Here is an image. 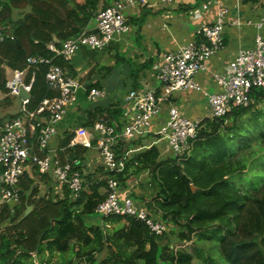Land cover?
Masks as SVG:
<instances>
[{"label":"trees","instance_id":"16d2710c","mask_svg":"<svg viewBox=\"0 0 264 264\" xmlns=\"http://www.w3.org/2000/svg\"><path fill=\"white\" fill-rule=\"evenodd\" d=\"M101 1L105 2L104 8L113 2L0 0V29L14 37L0 44V100L10 102L6 85L17 70L23 72L26 83L35 74L32 100L26 105L29 113L45 98L59 97L60 92L52 90L46 80L49 66H30L27 60L32 56H54L48 45L59 47L89 28ZM55 63L71 78L77 77L72 60L56 58ZM97 73L92 68L87 76ZM95 87L101 89L96 83L88 90ZM252 100L248 108L237 109L224 119L205 120L190 152L183 157L162 158L159 147L145 149V138L117 145L116 156L124 161L125 170L114 173L103 169L104 175L128 188L132 178L147 173V186L141 187L152 198L148 207L173 223L171 231L155 236L142 222L112 216L104 220L120 227L108 236L94 221L97 205L106 197V192H101L107 188L105 179L97 181L90 176L87 183L84 176L86 183L77 201L72 200L68 188L61 198L37 199L38 188L27 173L21 180V204L15 207V213L10 205L3 208L0 264H36L34 255L39 264H193L196 257L206 264H264V112L255 110L258 104H264V89H254ZM122 117L120 107L97 106L90 110L85 126L93 129L99 120L121 124ZM73 137L70 133L65 138L66 152L60 154L63 163L83 161L87 152L79 146L76 148L83 151L70 155L76 151L69 147ZM31 144L37 147L36 138ZM38 175L41 180L48 179ZM133 197L143 201L147 198L144 194ZM30 206L32 212L23 218ZM177 242L204 245L198 246L193 255L175 250ZM56 254H69L70 258L53 263Z\"/></svg>","mask_w":264,"mask_h":264},{"label":"built area","instance_id":"2783aa9c","mask_svg":"<svg viewBox=\"0 0 264 264\" xmlns=\"http://www.w3.org/2000/svg\"><path fill=\"white\" fill-rule=\"evenodd\" d=\"M229 1L218 0L217 3L226 4ZM159 2L168 4L172 0ZM212 4V1L209 2L204 9L212 7ZM221 6L216 21L201 26L204 41L189 42L177 51L162 56L155 73V79L162 88L160 92H133L126 98L123 105L125 123L122 128L102 120L97 121L92 130L79 127L69 147L97 148L105 171L114 173H122L125 170L124 161L116 156L117 145L121 141H136L145 134L153 135V140L145 149L157 146L163 157L166 153L176 157L188 154L206 119L192 120L185 117L173 104L172 95L178 91L201 90L195 81L196 75L206 71L209 60L224 48L228 9L224 5ZM144 7L153 5L150 0H113L109 6L97 13L96 27L93 30L87 28L80 35L62 42L59 47L51 43L48 49L54 56L50 58L32 56L27 60L30 66H49L46 80L52 90L60 92V96L45 98L32 113L23 108L17 117L0 124V231L4 228L3 208L6 205L21 204L20 184L25 174L31 173L29 167H36L40 174L50 176L52 184H55L59 192L62 193L68 188L73 201L81 198L86 181L82 170L77 169L81 166L80 160L63 163L59 149L50 146L58 134L59 124L76 104L75 90L79 87V83L68 75L67 70L55 63V59L62 58L69 62L84 47L94 51L106 50L118 35L130 32L127 10ZM263 25L260 23L257 27L261 28ZM8 37L14 39L12 35L5 34L0 29V44ZM214 79L222 91L207 95L209 120L224 119L237 109L248 108L253 101V90L264 89V38L257 35L255 47L240 51L225 72L214 74ZM34 82L35 74L30 83H26L23 72L17 70L6 87L11 96H18L21 88L31 94ZM105 96L103 90L93 89L89 92L88 99L96 101ZM29 102L24 100L23 105L26 106ZM165 106L168 119L158 131L153 132L154 119L161 115ZM33 138L37 141L36 148L31 144ZM36 150L44 156L33 154ZM105 180L106 197L96 208V213L103 219L112 216L133 218L144 223L150 234L155 236H163L174 227L173 223L163 220L161 215L152 211L147 204L133 197L132 186H129L131 180L127 183V193L120 181L109 177ZM15 207L11 209L12 213H15Z\"/></svg>","mask_w":264,"mask_h":264},{"label":"crops","instance_id":"0c3cea01","mask_svg":"<svg viewBox=\"0 0 264 264\" xmlns=\"http://www.w3.org/2000/svg\"><path fill=\"white\" fill-rule=\"evenodd\" d=\"M159 1L150 0L153 7L129 8L127 19L131 29L130 32L125 35H118L106 50L94 51L84 47L72 59L71 64L78 72L74 80L79 83V87L75 90L76 104L66 113L64 120L59 124L58 134L53 138L50 144L51 148L59 149L60 154L65 153L66 148L63 146L65 138L70 133H75L79 127H86L85 123L89 118L90 110L97 106L105 109L112 106L122 108L121 124H111L117 125L119 129L122 128L125 123L123 105L126 98L133 92L141 93L149 90L160 92L162 88L155 79V73L162 56L168 52L177 51L189 42L204 41L201 26L216 21L218 9L221 5L228 9L225 19L223 50L209 60L206 71L196 75L195 81L200 86V91H178L172 95L173 104L185 117L192 120H209L210 108L207 95L222 91V88L215 82L214 74L225 72L230 62L240 51L253 49L257 35L264 38V25L261 28L257 27L260 23L264 24V0H230L226 4L217 3L218 0H172L168 4ZM211 1L213 2L212 7L210 6L205 10L204 6ZM104 5L105 2L101 1L98 11L103 9ZM95 27L96 23L93 19L90 21L89 28L93 30ZM121 52H127V69L123 73L124 78L119 76L122 73L114 70L115 65L123 60L119 56ZM103 61L106 62L105 65L102 63ZM92 68H96L98 73L89 78L87 73ZM109 76L118 83L120 88L127 89V94L118 99V103L108 99L110 86L112 89L115 87ZM96 83L101 85V89L96 87L93 89L103 90L106 96L96 101H90L88 95L93 89L89 91L88 86ZM9 96L11 98L8 103L0 100V124L17 117L20 110L26 108L23 105L24 100L19 95ZM167 119L168 110L165 106L161 115L154 119L152 131H158ZM102 121L108 123L105 120ZM88 129L92 130L91 128ZM150 136L152 135H144V144H147V139ZM93 142L96 145V141ZM74 149L76 151L70 154L72 156L83 151L82 148L75 147ZM38 153L37 150L33 152L37 155ZM83 156V161H80L81 170L87 183L90 176H94L97 181H102L108 177L102 171L104 168L97 148L87 149ZM171 156V154L166 153V156H162V158L168 159ZM68 157L69 155H66V160ZM29 169L31 172L29 175L33 178L39 191L37 199L44 197L56 199L65 195V191L59 192L55 184H52L50 176L46 175L48 179L41 180L36 167H29ZM129 186L134 189L135 184L133 181L129 182ZM102 190L105 191L106 188ZM125 192L127 193V187H125ZM138 200L148 206L145 201ZM15 206L17 205H10L11 208ZM106 222L103 219L99 224L105 232L110 231V225L116 227V229L120 227L119 224ZM5 226L9 225L6 224ZM34 262L39 264L36 255H34ZM53 263L56 262L53 261Z\"/></svg>","mask_w":264,"mask_h":264},{"label":"rangeland","instance_id":"374dc122","mask_svg":"<svg viewBox=\"0 0 264 264\" xmlns=\"http://www.w3.org/2000/svg\"><path fill=\"white\" fill-rule=\"evenodd\" d=\"M19 15V12H17L16 13V15H15V18L17 17ZM119 56L123 59L122 61H120L121 63H118L117 65H115V67H114V70L116 71V72H120V73H122L121 75H119L120 76V78H124L125 77V75L123 74V73H125L124 71L127 69V52H121L120 54H119ZM104 65L106 64V62H102ZM113 74V73H112ZM111 74V75H112ZM110 75V76H111ZM113 75H115V74H113ZM112 75V76H113ZM109 76V77H110ZM117 76V75H116ZM119 78V77H118ZM110 80H111V82L112 83H114V85H115V87L112 89L111 88V86H110V91L108 92V94H109V96H108V99L109 100H111V101H113L114 103H118V99H121L123 96H125L126 94H127V89H125V88H120L119 86H118V83L117 82H115V81H113V79H111V77H110ZM118 97H120V98H118ZM259 106L258 107H256V109L255 110H260V111H263L264 112V104H262V103H260V104H258ZM154 134V133H153ZM153 140V135L152 136H150V137H148V139H147V144L146 145H148L151 141ZM239 156V155H238ZM147 179H148V174L147 173H143L139 178H132L131 179V181H133V183L135 184V187H134V189H132V193L133 194H135L136 196H140V195H145V196H147V198H146V200H145V202L146 203H149L150 201H152V198L151 197H149V195H147L148 194V192L149 191H147V190H143L142 189V187H141V184H143V185H145V186H147V183H146V181H147ZM150 189V188H149ZM105 192H106V190L104 191V190H102V193L103 194H105ZM154 208H155V206L154 205H152ZM156 209V208H155ZM94 221H96V223H97V225H99V224H101V221L103 220L102 219V217H101V215H98V214H96L95 216H94ZM105 221V220H104ZM106 222V221H105ZM107 223V222H106ZM115 229H116V227H113L112 225H110L109 226V230L110 231H108V232H105L108 236H110V235H112V233L115 231ZM114 230V231H113ZM203 245H204V243L203 244H196L195 242H190V243H179V242H177L174 246H173V248L175 249V250H181V251H187V252H189V253H191V254H195V252H196V248L198 247V246H200V248L201 247H203ZM205 254V258H207V253L205 252L204 253ZM105 256V255H104ZM63 257H65L66 259H68V258H70V255L69 254H67V255H65V254H63V255H58V254H56V255H54V257H53V261L54 262H59L60 260H62L63 259ZM213 257H215L216 258V254L213 252ZM217 259V258H216ZM38 261H39V259H38ZM193 264H206L205 263V261H204V259H202V258H199V257H196L195 259H194V263Z\"/></svg>","mask_w":264,"mask_h":264},{"label":"water","instance_id":"95a60500","mask_svg":"<svg viewBox=\"0 0 264 264\" xmlns=\"http://www.w3.org/2000/svg\"><path fill=\"white\" fill-rule=\"evenodd\" d=\"M17 44H18L19 46H21V43H20L19 41L17 42ZM19 96H20L23 100H29V101L32 100V96H31V94L28 93V92H26L23 88L20 89ZM230 124H231V123H228V125H230ZM145 135H146V134H145ZM195 189H196L195 186L192 185V190L195 191ZM32 209H33V208H32L31 206L28 207V208L26 209V211H25V214H24L23 218L27 217V216L31 213Z\"/></svg>","mask_w":264,"mask_h":264}]
</instances>
